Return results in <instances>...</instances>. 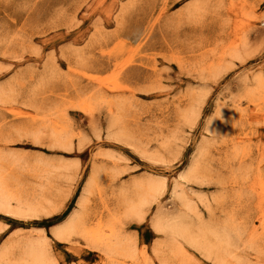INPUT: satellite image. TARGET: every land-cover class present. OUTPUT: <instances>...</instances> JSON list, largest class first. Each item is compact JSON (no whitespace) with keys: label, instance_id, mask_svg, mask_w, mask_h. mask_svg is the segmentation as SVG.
<instances>
[{"label":"rangeland","instance_id":"374dc122","mask_svg":"<svg viewBox=\"0 0 264 264\" xmlns=\"http://www.w3.org/2000/svg\"><path fill=\"white\" fill-rule=\"evenodd\" d=\"M35 261L264 264V0H0V264Z\"/></svg>","mask_w":264,"mask_h":264},{"label":"bare ground","instance_id":"6f19581e","mask_svg":"<svg viewBox=\"0 0 264 264\" xmlns=\"http://www.w3.org/2000/svg\"><path fill=\"white\" fill-rule=\"evenodd\" d=\"M84 107H80V108H82L83 110L87 107L86 105H83ZM86 106V107H85ZM88 108H89V106H88ZM88 110V109H87ZM87 110H84V111H87ZM89 110H90V108H89ZM58 135V134H57ZM56 135V136H57ZM192 172H193V170H192ZM147 186H146V190H147V194H150V195H155V193H157V190H158V185L154 182V181H150V182H148L147 184H146ZM151 192V193H150ZM146 194V195H147ZM138 195H139V193H138ZM14 197H15V194H14ZM16 197H19V196H16ZM15 197V198H16ZM17 199H19V198H17ZM146 200H148L145 196H139L138 197V199H130L129 201H127L128 202V204H127V206H128V210H129V212L130 213H138V208L140 207V205L142 204V202H145ZM38 204L39 203H41V204H43L40 200L38 201H36ZM35 202V203H36ZM28 204H30L29 203V201H28ZM31 204H33V203H31ZM27 206V205H26ZM32 207V206H31ZM34 207V206H33ZM32 207V208H33ZM37 207H38V205H37ZM31 209V208H30ZM32 210V209H31ZM26 211V210H25ZM31 213V212H30ZM161 216V215H160ZM159 219V216L156 218V220H158ZM76 221H77V216L75 215V216H73V219L72 220H70L66 225H64L61 229H59L58 231H56V235L59 237V238H65L66 236V234L67 233H70L73 229L75 230V228H76ZM201 224V226L203 225L202 223H200ZM158 228H161V227H163V225L161 224V222H157L156 224H155ZM193 225V224H192ZM191 225V226H192ZM205 225V224H204ZM190 225L188 226V224L186 223V220H185V218L184 217H182L181 215L180 216H177V217H173V218H169L168 219V221L164 224V228L165 229H167L169 232H171L173 235H181V236H183V237H186L187 239H191L192 241H190V242H196L195 244L197 245V243H199L198 245L200 246V247H202V245H205V244H203L204 242H202L200 239V241L198 240V239H196V237H195V239H193L192 238V234L190 233V231H189V228L188 227H191ZM201 226H199V227H197V228H200L201 229ZM203 227V226H202ZM192 228H194V227H192ZM191 228V229H192ZM196 228V229H197ZM204 228V227H203ZM205 229V228H204ZM208 229V228H207ZM199 230V229H198ZM209 230H211V229H209ZM213 230V229H212ZM200 231V230H199ZM199 231H197V233L199 232ZM203 231V230H202ZM196 232V231H195ZM201 232V231H200ZM210 233H211V231H209ZM227 232V231H226ZM217 233V232H216ZM216 233H214V234H216ZM191 234V235H190ZM218 234L219 235H221L220 236V240H222V242L223 241H227V243H228V240H226V237L225 236H222V232H221V234L218 232ZM218 234H216V236H218L219 237V235ZM224 234V233H223ZM213 235V234H212ZM224 235H226V234H224ZM69 236V235H68ZM226 236H228L227 237V239L229 238H231V236L229 237V235L227 234ZM194 237V236H193ZM217 237V238H218ZM225 239H224V238ZM216 238V239H217ZM220 240H217L218 242L217 243H219V241ZM231 240V239H230ZM202 242V243H201ZM232 242V241H231ZM231 242H230V244H231ZM207 243V242H206ZM225 243V242H224ZM226 243V245L227 246H229L228 244ZM233 243V242H232ZM202 244V245H201ZM209 244V243H208ZM211 246H209V245H205V249H206V247L208 248V251H210L211 249H212V244H210ZM220 245V244H219ZM218 245V246H219ZM223 245V244H222ZM217 246V247H218ZM221 246V245H220ZM219 246V248L221 249L222 248V246L220 247ZM226 246V247H227ZM216 247V246H215ZM216 247V248H217ZM230 247V246H229ZM215 248V249H216ZM218 248V249H219ZM225 248V247H224ZM218 249H216V250H218ZM228 248H226V250H227ZM213 250V249H212ZM224 250V249H223ZM215 251V250H214ZM213 251V252H214ZM220 251H222V250H220ZM219 251V252H220ZM217 252V251H216ZM218 254V253H217ZM220 254V253H219ZM31 255L33 256V258H34V260H36L37 261V263L38 262H40V260H41V257H40V252L37 250V249H34V248H32L31 249ZM31 256V257H32ZM32 259V258H31ZM33 260V259H32ZM33 260V261H34ZM32 261V262H33ZM36 261H35V263H36ZM36 263V264H37ZM41 263V262H40Z\"/></svg>","mask_w":264,"mask_h":264}]
</instances>
